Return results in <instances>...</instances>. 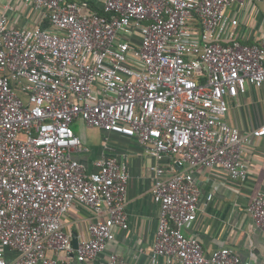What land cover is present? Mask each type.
Segmentation results:
<instances>
[{"label": "built area", "instance_id": "built-area-1", "mask_svg": "<svg viewBox=\"0 0 264 264\" xmlns=\"http://www.w3.org/2000/svg\"><path fill=\"white\" fill-rule=\"evenodd\" d=\"M100 10L90 9L92 2ZM235 0H6L0 9V264L96 258L129 227L127 162L102 155L90 171L75 123L134 138L155 160L160 207L150 264H256L229 248L206 254L184 233L198 217V167L248 178L229 98L264 86V42L234 37ZM30 21L33 23L31 24ZM109 138H106L108 146ZM99 219L73 247L62 219L75 204ZM248 210L264 231V190ZM54 249L67 257L48 255ZM105 264H129L112 254Z\"/></svg>", "mask_w": 264, "mask_h": 264}, {"label": "crops", "instance_id": "crops-1", "mask_svg": "<svg viewBox=\"0 0 264 264\" xmlns=\"http://www.w3.org/2000/svg\"><path fill=\"white\" fill-rule=\"evenodd\" d=\"M5 2L0 0V9ZM100 7L95 1L90 4L91 10L99 11ZM227 13L231 24L229 32H233L235 38L247 43L264 42V0H235ZM226 120L246 135L264 124V86L249 84L246 93L229 98ZM78 124L80 129L86 127L75 132L88 150L77 155V159L94 171L95 162L102 155L116 156L127 162L131 178L126 204L129 227L125 230L114 227L115 239L103 252L83 263H74L105 264L112 254H118L129 264H150L160 216V207L153 199L151 167L155 160L144 153L134 138ZM243 157L248 166V178L244 182L232 180L219 167L201 166L195 170V183L201 191L200 208L196 221L183 231L197 238L206 254L227 247L243 260L264 264V231L257 227L248 210L256 192L264 190V136L251 137L244 147ZM97 219L92 210L80 203L64 215L62 222L73 247L90 239L89 226ZM47 253L58 259L67 257L66 253L54 249Z\"/></svg>", "mask_w": 264, "mask_h": 264}, {"label": "rangeland", "instance_id": "rangeland-1", "mask_svg": "<svg viewBox=\"0 0 264 264\" xmlns=\"http://www.w3.org/2000/svg\"><path fill=\"white\" fill-rule=\"evenodd\" d=\"M79 127H80V125H79L78 123H76V124L74 125V130H76L77 132H79V130L82 131V129L86 128L85 126H83L81 129H80Z\"/></svg>", "mask_w": 264, "mask_h": 264}]
</instances>
